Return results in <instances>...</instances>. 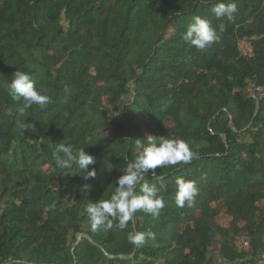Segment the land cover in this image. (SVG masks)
Returning a JSON list of instances; mask_svg holds the SVG:
<instances>
[{
	"label": "trees",
	"instance_id": "16d2710c",
	"mask_svg": "<svg viewBox=\"0 0 264 264\" xmlns=\"http://www.w3.org/2000/svg\"><path fill=\"white\" fill-rule=\"evenodd\" d=\"M217 2L0 0V264L264 261V0H236L231 20L215 17ZM196 16L220 36L203 51L183 40ZM16 70L51 97L44 109L19 115L5 90ZM149 134L183 138L198 158L156 169L166 183L158 216L138 211L124 230L93 231L85 207L110 196L121 156L133 159ZM58 143L85 145L96 176L57 168ZM178 177L199 189L182 208ZM145 180L155 182L151 170ZM132 230L154 239L120 258L134 250Z\"/></svg>",
	"mask_w": 264,
	"mask_h": 264
},
{
	"label": "clouds",
	"instance_id": "9594fccd",
	"mask_svg": "<svg viewBox=\"0 0 264 264\" xmlns=\"http://www.w3.org/2000/svg\"><path fill=\"white\" fill-rule=\"evenodd\" d=\"M204 2L208 3L209 0ZM237 11L236 0H228V2L218 0L212 8L217 19L226 17L231 20ZM220 30L223 31V25L220 26ZM219 38V33L211 21L201 16L193 18L183 35V40L189 47L200 51L209 48ZM5 90L13 100L20 102L18 112L21 117H25L33 106L38 105L44 109L51 102V97L37 86L29 72L16 70L14 78L7 84ZM25 129L26 127L22 125V130ZM135 143L138 152L133 159H130L126 152L121 156L126 164L121 169L123 174L117 178L110 196L107 199L91 202L84 209L91 221L93 231H109L114 228L124 230L128 228L129 222L138 211L153 217L158 216L165 206L161 192L166 189V183L163 176L156 175V169L169 165L188 164L198 158V152L188 141L174 135L149 134L135 139ZM84 146L74 149L71 144H56L53 151L56 167L67 170V173L75 172L74 168L78 169L85 180L94 178L96 170L89 166L94 165L96 159L94 155L85 151ZM150 170L155 182L145 180ZM175 183L176 206L182 208L186 202L189 205L193 204L199 192L196 182L178 177ZM146 238L154 239V233L132 230L127 234L128 242L137 247L142 245Z\"/></svg>",
	"mask_w": 264,
	"mask_h": 264
},
{
	"label": "rangeland",
	"instance_id": "374dc122",
	"mask_svg": "<svg viewBox=\"0 0 264 264\" xmlns=\"http://www.w3.org/2000/svg\"><path fill=\"white\" fill-rule=\"evenodd\" d=\"M239 49L240 51L242 52V54H250L251 53V46H250V43L247 39H243L239 42ZM251 94L254 95V90L251 91ZM130 99V94H128L126 97H124L123 100H125V102H127L128 100ZM147 121H150L151 118L147 116V118L145 119ZM244 140H247L249 141L250 139L248 138V136L244 135ZM231 220V218L227 215H225L224 213L220 212V214L217 216L216 218V221L218 223H220L221 225L223 226H228L229 224V221ZM84 234H78L76 235V238H81V236H83ZM243 238L242 237H239L236 239L235 241V245L238 249H240L239 247V242L242 240Z\"/></svg>",
	"mask_w": 264,
	"mask_h": 264
},
{
	"label": "built area",
	"instance_id": "2783aa9c",
	"mask_svg": "<svg viewBox=\"0 0 264 264\" xmlns=\"http://www.w3.org/2000/svg\"><path fill=\"white\" fill-rule=\"evenodd\" d=\"M239 247H240L241 249H248V247H249L248 241L245 240V239H242V240L239 242ZM258 264H264V261H261V262H259Z\"/></svg>",
	"mask_w": 264,
	"mask_h": 264
},
{
	"label": "water",
	"instance_id": "95a60500",
	"mask_svg": "<svg viewBox=\"0 0 264 264\" xmlns=\"http://www.w3.org/2000/svg\"><path fill=\"white\" fill-rule=\"evenodd\" d=\"M80 238L77 239V241L79 242ZM137 246L134 247V250L131 254L128 255H119L120 258H130L136 251Z\"/></svg>",
	"mask_w": 264,
	"mask_h": 264
}]
</instances>
